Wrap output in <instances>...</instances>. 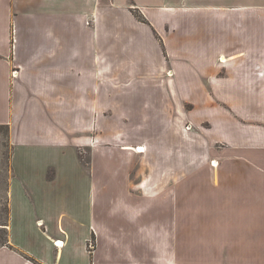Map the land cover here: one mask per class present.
Masks as SVG:
<instances>
[{
    "label": "crops",
    "instance_id": "obj_1",
    "mask_svg": "<svg viewBox=\"0 0 264 264\" xmlns=\"http://www.w3.org/2000/svg\"><path fill=\"white\" fill-rule=\"evenodd\" d=\"M0 126V264H264V0H0Z\"/></svg>",
    "mask_w": 264,
    "mask_h": 264
},
{
    "label": "rangeland",
    "instance_id": "obj_2",
    "mask_svg": "<svg viewBox=\"0 0 264 264\" xmlns=\"http://www.w3.org/2000/svg\"><path fill=\"white\" fill-rule=\"evenodd\" d=\"M8 138L5 135V131L0 129V221L5 218V215L2 213V208L5 206L4 195L6 188V161L9 153ZM4 235L3 231H0V236Z\"/></svg>",
    "mask_w": 264,
    "mask_h": 264
},
{
    "label": "trees",
    "instance_id": "obj_3",
    "mask_svg": "<svg viewBox=\"0 0 264 264\" xmlns=\"http://www.w3.org/2000/svg\"><path fill=\"white\" fill-rule=\"evenodd\" d=\"M134 13L136 15V17L141 20V21H147V19L144 17V15L142 13H140L139 11H136L134 10ZM2 129H5V135L8 136V127L7 126H0ZM8 138V137H7ZM6 145H9V144H6ZM9 156V154H8ZM2 213L5 215V217L7 218L8 215H9V207H8V204L6 203L5 206L2 208ZM3 224H6V223H3ZM0 231H3L4 232V235H1L0 236V241L1 242H4L6 240V233L7 231L5 229H1Z\"/></svg>",
    "mask_w": 264,
    "mask_h": 264
},
{
    "label": "built area",
    "instance_id": "obj_4",
    "mask_svg": "<svg viewBox=\"0 0 264 264\" xmlns=\"http://www.w3.org/2000/svg\"><path fill=\"white\" fill-rule=\"evenodd\" d=\"M13 73L16 74V73H17V70H14ZM58 242H59V241H58ZM58 242H56V243H58ZM93 246H94V243L91 242V243H90V247L93 248Z\"/></svg>",
    "mask_w": 264,
    "mask_h": 264
}]
</instances>
